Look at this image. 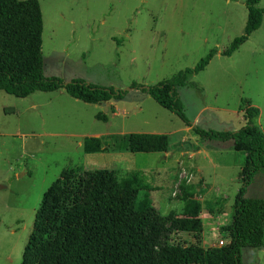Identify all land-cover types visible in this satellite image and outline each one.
<instances>
[{
	"label": "rangeland",
	"instance_id": "374dc122",
	"mask_svg": "<svg viewBox=\"0 0 264 264\" xmlns=\"http://www.w3.org/2000/svg\"><path fill=\"white\" fill-rule=\"evenodd\" d=\"M39 2L46 76L64 81L81 78L122 89L133 82L149 86L194 67L216 48L209 65L189 76V82L198 86L188 83L178 88L187 118L202 128L235 131L245 122L246 107L252 105L260 110L257 122L264 130V18L232 55L222 54L244 33L246 0ZM259 6L264 7V0ZM114 101L128 113L113 116L101 104L75 99L64 89L27 97L0 90V184L4 185L0 188V264H22L44 193L62 171L72 167L112 169L119 179L142 173L137 206L155 208L163 220L159 239L151 243L155 248L172 224L185 217L191 197L201 204L203 231L196 238L181 235L199 240L204 248L219 246L220 240L228 242L225 228L234 212L246 153L211 151L212 161L206 155L197 158L192 146L219 150L230 142L203 140L193 130L184 139L187 124L148 93L131 89ZM99 112L107 113L109 121L98 119ZM121 131L168 133L170 151L163 152L168 157L163 159L159 152L86 153L78 145L85 136ZM187 150L196 164L183 161ZM67 187L69 196L80 188L78 182ZM245 196L264 198V169ZM50 228L45 238L53 236ZM242 250L243 264H264V250Z\"/></svg>",
	"mask_w": 264,
	"mask_h": 264
},
{
	"label": "trees",
	"instance_id": "16d2710c",
	"mask_svg": "<svg viewBox=\"0 0 264 264\" xmlns=\"http://www.w3.org/2000/svg\"><path fill=\"white\" fill-rule=\"evenodd\" d=\"M260 0H246L244 33L222 51L230 56L243 44L264 18ZM43 14L39 0H0V90L17 97L36 91L63 88L72 97L87 103L123 98L129 90L148 93L162 107L177 114L203 140L230 142L235 151L245 152L241 186L234 212L225 231L228 242L204 248L181 234L196 238L203 231L201 204L191 197L185 217L178 218L160 240L163 221L158 211L137 205V181L142 173L132 172L119 179L112 169L82 171L72 167L62 171L44 193L34 228L23 252L22 264H243V248L264 249V198L246 197L247 187L264 169V130L257 122L260 110L248 105L245 122L235 131L202 128L191 122L184 111L178 88L191 83L189 76L204 70L218 52L211 49L194 67L178 71L170 78L145 86L133 82L129 89L102 86L81 78L64 81L44 74L42 55ZM98 119L107 120L104 113ZM195 148V146H192ZM86 153L103 151L169 152L170 136L163 133L129 132L85 137ZM143 180V179H142ZM69 182H78L79 191L65 194ZM72 197V198H70ZM53 236L45 238L48 228ZM50 228V229H51Z\"/></svg>",
	"mask_w": 264,
	"mask_h": 264
},
{
	"label": "crops",
	"instance_id": "0c3cea01",
	"mask_svg": "<svg viewBox=\"0 0 264 264\" xmlns=\"http://www.w3.org/2000/svg\"><path fill=\"white\" fill-rule=\"evenodd\" d=\"M60 89H63V88H60ZM59 89H57V90H54V91H58ZM135 91H137V90H135ZM37 92V91H36ZM46 92H53V91H46ZM35 93V92H34ZM67 93V92H66ZM32 95V94H31ZM71 96V95H70ZM74 98V97H73ZM76 99V98H75ZM79 100V99H78ZM82 101V100H81ZM87 103V102H86ZM95 104H101L102 106H104L105 107V111L106 112H111V114L113 115V116H120V115H126L127 113H128V109H126V107L125 106H123V107H120L119 106V104L116 102V101H114V100H110V101H107V102H102V103H95ZM33 107H37V104H33ZM100 113V112H99ZM101 113H104V112H101ZM98 114V113H97ZM96 114V115H97ZM106 116H107V120L105 121V122H108L109 121V117H108V114L107 113H104ZM97 117V116H96ZM242 119L244 120V117H242ZM101 120V119H100ZM191 130H193L192 129V127H190V126H185L184 128H183V132H186L185 133V135H184V139H186L187 138V136H189L190 135V131ZM124 133H127V132H123V131H121V132H117V133H112V134H124ZM129 133V132H128ZM149 133H153V132H149ZM155 133V132H154ZM163 134H168V133H163ZM105 134H103V135H99V134H97V135H91V136H104ZM107 135H111V134H107ZM169 135V134H168ZM170 136V135H169ZM85 137H90V136H85ZM84 137V138H85ZM83 138V139H84ZM197 139V138H196ZM78 145H82L83 146V142H81V141H78ZM224 149H219V150H214L213 148H203V147H199V146H196V148H194L195 149V152H196V155H197V158H200L201 157V155H206V157L207 158H209L211 161H212V159H211V157H210V152L211 151H217V152H219V153H221V154H223L224 152H228V151H234V150H232V148H231V146H230V143L229 144H227V146L226 147H223ZM225 148H228V149H225ZM118 152H120L121 154L123 153V152H125V151H118ZM237 152V151H236ZM101 153H104V154H106L107 152L106 151H103V152H100L99 154H101ZM119 153V154H120ZM140 153V152H139ZM154 153V152H153ZM156 153V152H155ZM159 153H161V155H163V159L164 158H166V157H168V156H164V154H163V152H159ZM164 153H167V152H164ZM190 153H191V151H189V150H187V151H185L184 152V157H183V161H188V163H193V164H196V163H194V161H193V158H190L189 157V155H190ZM188 155V156H187ZM245 156H246V154H245ZM178 161V160H177ZM174 162V164H175V161H173ZM214 167H218L217 166V164H214ZM257 175V174H256ZM262 250H264V249H262Z\"/></svg>",
	"mask_w": 264,
	"mask_h": 264
},
{
	"label": "built area",
	"instance_id": "2783aa9c",
	"mask_svg": "<svg viewBox=\"0 0 264 264\" xmlns=\"http://www.w3.org/2000/svg\"><path fill=\"white\" fill-rule=\"evenodd\" d=\"M220 244L221 245H224V241L223 240H220ZM221 245H219V246H221Z\"/></svg>",
	"mask_w": 264,
	"mask_h": 264
},
{
	"label": "water",
	"instance_id": "95a60500",
	"mask_svg": "<svg viewBox=\"0 0 264 264\" xmlns=\"http://www.w3.org/2000/svg\"><path fill=\"white\" fill-rule=\"evenodd\" d=\"M3 187H4V185H1V184H0V188H3Z\"/></svg>",
	"mask_w": 264,
	"mask_h": 264
}]
</instances>
